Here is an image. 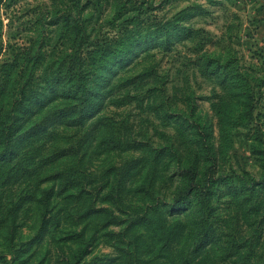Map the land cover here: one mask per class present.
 Returning a JSON list of instances; mask_svg holds the SVG:
<instances>
[{"label": "rangeland", "instance_id": "1", "mask_svg": "<svg viewBox=\"0 0 264 264\" xmlns=\"http://www.w3.org/2000/svg\"><path fill=\"white\" fill-rule=\"evenodd\" d=\"M0 264H264V0H0Z\"/></svg>", "mask_w": 264, "mask_h": 264}, {"label": "trees", "instance_id": "2", "mask_svg": "<svg viewBox=\"0 0 264 264\" xmlns=\"http://www.w3.org/2000/svg\"><path fill=\"white\" fill-rule=\"evenodd\" d=\"M10 127H11V125L8 124L7 122H6V124H4V128L2 131L5 135H9V132L11 131ZM185 171H186V175L190 178V181H191L190 187L194 186V188H199L200 184L196 183L195 172L191 168L186 169ZM210 171H211V173L214 172L212 169H210ZM186 193H187V191L184 192L185 195H186ZM181 196H183V195H181Z\"/></svg>", "mask_w": 264, "mask_h": 264}]
</instances>
